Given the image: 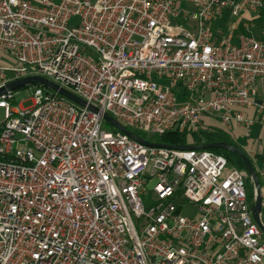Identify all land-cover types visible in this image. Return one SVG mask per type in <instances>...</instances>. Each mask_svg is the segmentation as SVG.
Segmentation results:
<instances>
[{"label":"built area","instance_id":"built-area-1","mask_svg":"<svg viewBox=\"0 0 264 264\" xmlns=\"http://www.w3.org/2000/svg\"><path fill=\"white\" fill-rule=\"evenodd\" d=\"M262 9L264 0H0L13 80L41 75L85 102L42 85L29 108L14 91L0 96V264H264L246 171L208 149L102 128L108 114L154 143L179 132L192 145L200 127L248 136L245 110L264 122V24L237 37L238 23L214 24Z\"/></svg>","mask_w":264,"mask_h":264},{"label":"crops","instance_id":"crops-1","mask_svg":"<svg viewBox=\"0 0 264 264\" xmlns=\"http://www.w3.org/2000/svg\"><path fill=\"white\" fill-rule=\"evenodd\" d=\"M255 19L256 16L254 17L253 14H242L239 18L235 19L226 15L214 24V29L218 31V33L220 31L224 32L229 24L234 21L238 23V30L235 31L236 37L240 34L258 36V25L255 23ZM236 42H239V38H236ZM16 66H18L16 60L0 49V68H4L3 70L0 69V83L3 80H13V72L9 69ZM257 86V99L264 100V79H259L257 81ZM245 113L248 116H252L254 120V124L249 130V135L246 136L243 128H236L233 138L229 135L226 137L236 146L244 150L252 160L260 179L262 199H264V122L260 120L258 113L250 109L245 110ZM214 123L215 129L218 128V123Z\"/></svg>","mask_w":264,"mask_h":264},{"label":"water","instance_id":"water-1","mask_svg":"<svg viewBox=\"0 0 264 264\" xmlns=\"http://www.w3.org/2000/svg\"><path fill=\"white\" fill-rule=\"evenodd\" d=\"M42 85L48 89H51L53 91L58 92L59 94L69 98L70 100L80 104L85 105V102L77 97L76 95L70 93L69 91L60 88L58 85L54 84L53 82L49 81L48 79L41 77V76H27L16 80H11L5 83L4 85L0 86V96L5 94L7 91H14L18 88L27 86V85ZM104 119L109 121L114 127L119 129L120 131L126 133L130 137L134 138L135 140L144 143L146 145L151 146H164V147H171V148H177V149H191V148H197V149H208V148H221L226 151L234 152L237 155H239L246 166V171L248 175L250 176L254 191H255V198L253 201V204L251 205V212L253 215V218L257 225L260 227L262 231H264V222L261 221L260 214L262 212V192H261V186H260V179L258 176V173L256 171V168L252 162V160L248 157L246 152L242 150L240 147L227 143L225 141H215V142H209L204 143L201 145H182V146H172V145H166L162 143H154L144 140L143 138H140L136 134H134L131 130L127 129L123 125H121L119 122H117L115 119L110 117L108 114H104Z\"/></svg>","mask_w":264,"mask_h":264},{"label":"trees","instance_id":"trees-1","mask_svg":"<svg viewBox=\"0 0 264 264\" xmlns=\"http://www.w3.org/2000/svg\"><path fill=\"white\" fill-rule=\"evenodd\" d=\"M255 23L257 25L264 24V9L260 11L259 17L255 19ZM136 135L139 137L141 136L139 133L136 132ZM191 139L193 144L192 145H201L204 143L215 142V141H225L227 143L233 144L225 134L220 131H212L200 128L197 131L191 134ZM158 143L172 145V146H182L188 145V134L187 133H179V132H169L163 134L157 138ZM208 150L213 151L218 154H222L226 157L229 164L236 166L237 168L246 171V166L243 159L234 152L226 151L221 148H208ZM247 172V171H246ZM248 174V173H247ZM247 179H250L248 175ZM253 204V200H251ZM264 214V212H262Z\"/></svg>","mask_w":264,"mask_h":264},{"label":"rangeland","instance_id":"rangeland-1","mask_svg":"<svg viewBox=\"0 0 264 264\" xmlns=\"http://www.w3.org/2000/svg\"><path fill=\"white\" fill-rule=\"evenodd\" d=\"M0 69L3 70L4 68H0ZM41 77H43V76H41ZM36 86H37V84L27 85V86L16 89L14 91L15 103L19 104L23 108L31 107L32 106L31 99H32V95H33V92H34V89ZM2 119H3V110L0 111V120H2ZM102 128L106 131H113L115 129V127L112 124H110V122H107V121H103ZM151 187H152V183L149 184L148 188L150 189ZM246 188H247V192H248V198L254 201L255 191H254V186H253V182H252L251 178L250 179L246 178ZM185 214H191V213L189 212V213H185ZM262 220H264V214H262Z\"/></svg>","mask_w":264,"mask_h":264}]
</instances>
